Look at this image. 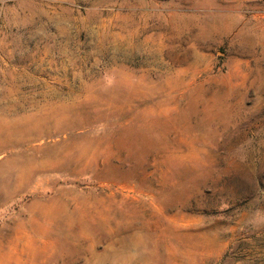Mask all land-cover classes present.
I'll list each match as a JSON object with an SVG mask.
<instances>
[{
    "label": "rangeland",
    "instance_id": "rangeland-1",
    "mask_svg": "<svg viewBox=\"0 0 264 264\" xmlns=\"http://www.w3.org/2000/svg\"><path fill=\"white\" fill-rule=\"evenodd\" d=\"M0 264H264V0H0Z\"/></svg>",
    "mask_w": 264,
    "mask_h": 264
},
{
    "label": "bare ground",
    "instance_id": "bare-ground-1",
    "mask_svg": "<svg viewBox=\"0 0 264 264\" xmlns=\"http://www.w3.org/2000/svg\"><path fill=\"white\" fill-rule=\"evenodd\" d=\"M140 259V258H139Z\"/></svg>",
    "mask_w": 264,
    "mask_h": 264
}]
</instances>
